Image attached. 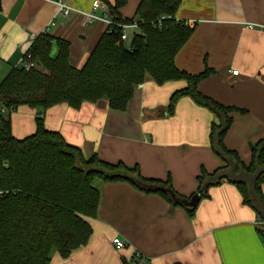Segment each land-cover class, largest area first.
<instances>
[{
  "label": "crops",
  "instance_id": "1",
  "mask_svg": "<svg viewBox=\"0 0 264 264\" xmlns=\"http://www.w3.org/2000/svg\"><path fill=\"white\" fill-rule=\"evenodd\" d=\"M94 1L67 4L91 14ZM100 1L108 9L116 3ZM141 2L125 0L118 10L122 19L136 20ZM96 16L93 22L74 13L63 18L53 2L0 0V84L43 35L54 39L52 54L55 40L68 41L71 64L82 68L107 27L103 11ZM174 18L195 26L175 58L177 68L191 75L214 71L198 89L223 106L244 111L232 114L224 143L250 165L252 147L264 139V0H180ZM184 87V82L158 86L147 81L135 90L126 112L112 110L106 100L85 103L80 110L59 104L45 113V127L85 157L96 154L111 164L137 165L145 179L170 178L174 192L190 198L198 190L201 169L213 173L223 163L211 149L215 119L207 109L183 98L173 116L164 114L171 95ZM35 118V109L19 107L11 115L13 137L33 135ZM95 187L101 197L97 216L90 219L88 243L67 259L54 253L52 264H123L135 251L146 264H264V227L257 225L258 214L243 204L234 184L211 187L194 217L127 182L96 180ZM115 238L126 243L123 250L115 249Z\"/></svg>",
  "mask_w": 264,
  "mask_h": 264
},
{
  "label": "trees",
  "instance_id": "2",
  "mask_svg": "<svg viewBox=\"0 0 264 264\" xmlns=\"http://www.w3.org/2000/svg\"><path fill=\"white\" fill-rule=\"evenodd\" d=\"M179 4L180 0H142L136 19L141 22L142 33L128 45L120 40V29L107 28L80 69L70 62L68 41L55 40L57 51L52 54L54 39L43 35L29 50L38 67L13 68L1 82L0 264H52L54 253L67 259L85 246L93 233L90 219L97 216L100 203L96 180L127 182L147 194H159L172 204L170 195L159 189L174 192L170 178L166 182L147 180L137 165L111 164L96 154L85 157L60 133L45 127V113L59 104L80 110L85 103L106 100L112 110L126 112L135 90L147 81L158 86L185 83L171 95L166 116L174 115L183 98H190L214 116L209 140L223 165L213 173L201 169L195 194L206 199L211 187L223 182L234 184L243 204L264 220L248 182L226 176L233 170L237 176L254 178L255 191L264 206V139L252 147L248 166L225 146L232 114L244 111L223 106L199 91L200 82L214 71L206 69L191 75L177 68L175 58L195 31V26L175 20ZM124 5L125 0H116L115 6L109 7L115 23L135 21L122 19L118 10ZM162 17L170 19L159 30L155 24ZM21 106L35 109L36 131L18 140L12 134L11 115ZM215 177L218 180L212 181ZM197 207L185 210L194 217ZM261 233L264 236V230Z\"/></svg>",
  "mask_w": 264,
  "mask_h": 264
},
{
  "label": "built area",
  "instance_id": "3",
  "mask_svg": "<svg viewBox=\"0 0 264 264\" xmlns=\"http://www.w3.org/2000/svg\"><path fill=\"white\" fill-rule=\"evenodd\" d=\"M46 2H53L56 5L57 8V14L60 15L63 18H68L71 14H76V15H80L81 17H84L85 19H87L88 22H93L96 21L98 19V17L96 16V12L99 10L103 11V18H101L104 23L106 24V29L110 28V27H115L120 29V40L123 43H130V41H132V39L141 34V22L138 20H135L133 22L130 23H115L110 15V11L107 7H105L100 0H95L93 3V11L91 14H86V13H82L79 11L74 10L73 8H71L68 4H67V0H43ZM167 19L170 18H166V17H162L160 20H158L157 24H155V27H157L159 30H162L163 28V23L164 21H166ZM187 25L191 26V24L186 23ZM38 64L33 61L32 55L31 53L28 51L24 57H22L18 63L15 65L14 68L16 69H20V68H24V69H34L37 68ZM239 73V71H232L231 74L234 76H237ZM258 226L260 227H264V220H259V222L257 223ZM114 247L116 250L120 251L123 250L126 247V243L122 240H120L119 238H115L112 241ZM127 264H146V261L144 259V257L141 255V253H139L138 251H135L132 255V257L129 260H126Z\"/></svg>",
  "mask_w": 264,
  "mask_h": 264
},
{
  "label": "water",
  "instance_id": "4",
  "mask_svg": "<svg viewBox=\"0 0 264 264\" xmlns=\"http://www.w3.org/2000/svg\"><path fill=\"white\" fill-rule=\"evenodd\" d=\"M226 176L232 177L236 181L248 182V184L250 186V192L252 194L253 200L256 202V204L259 208L260 214L264 218V206H263L259 196L257 195V193L255 191L254 178L237 176L233 170L230 171ZM218 178L219 177H215L212 179V181L218 180ZM147 188L151 189L152 187L148 186ZM159 189L167 192L170 195L171 200H172V208H174L175 206L178 205V206L186 209L187 211H191V210L195 209L201 201V195L199 193L193 195L191 197V199L188 200V199L181 198V197L177 196L170 189H163V188H159Z\"/></svg>",
  "mask_w": 264,
  "mask_h": 264
},
{
  "label": "rangeland",
  "instance_id": "5",
  "mask_svg": "<svg viewBox=\"0 0 264 264\" xmlns=\"http://www.w3.org/2000/svg\"><path fill=\"white\" fill-rule=\"evenodd\" d=\"M131 42V41H130ZM128 45H129V43H128Z\"/></svg>",
  "mask_w": 264,
  "mask_h": 264
}]
</instances>
